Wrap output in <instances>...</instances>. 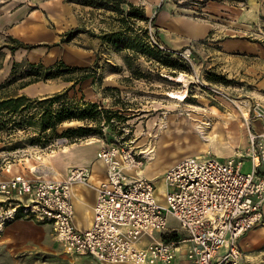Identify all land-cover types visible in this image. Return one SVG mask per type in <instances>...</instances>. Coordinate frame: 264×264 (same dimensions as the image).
<instances>
[{"label": "rangeland", "instance_id": "obj_1", "mask_svg": "<svg viewBox=\"0 0 264 264\" xmlns=\"http://www.w3.org/2000/svg\"><path fill=\"white\" fill-rule=\"evenodd\" d=\"M129 1L144 7L150 17L148 22H131L130 35L144 36L146 43L151 42V35L159 40V28L162 19L169 12L167 9L195 20L208 19L207 23L214 27L215 36L211 34L203 43H194L195 67L178 72L177 76L163 69L158 58L135 55L131 50L115 51L113 47L101 44L96 54L100 64L104 65L100 72L104 77L103 84L119 80L124 87L119 88V91L105 92L111 99L112 106H108V102L106 105L109 108L104 104L100 105L116 111L122 109V104L116 105L117 101L122 100L128 109H122L123 118L114 117L109 124L102 122L99 126L89 121L90 127L101 129V134H93L74 143L61 141L43 148L37 144L39 142L32 144L33 139L39 136L36 126L22 128L9 120L11 118L4 120L5 118L0 117L1 121H6L0 123V170L3 171V177L8 178L20 171L31 178H61L53 159L66 148L73 144H100L103 147L122 140L128 142L134 152L145 157L142 168L150 166L151 162L154 164L158 171L157 177L147 174L144 176L155 179L157 197L160 202L162 200L165 203V193L159 184L164 181L165 171L171 165L185 157L208 153L221 159L248 153L251 147L249 126L255 132H262V123L253 114L249 123L244 116L256 103L264 106V0ZM17 11L18 14L15 15ZM23 20L34 24L27 31V41L37 47L11 50V47L16 46L12 32L23 26ZM121 26L113 11L70 3L67 0H0V81L2 83L11 78L15 64H19L18 71L21 75L28 62L42 61L47 64L49 53L66 46L73 50L86 47L91 35L113 33L121 30ZM77 28L84 29L83 34L87 37L79 34L72 41L65 42L68 39L67 33ZM239 41L247 43L248 48L239 44ZM236 42L238 45H235ZM128 54L135 55L134 70L144 73V78L135 77L133 70L125 64L124 56ZM61 58L71 63L66 55ZM211 74L222 77L223 81H210L208 77ZM181 75L184 76L186 85L171 80V77ZM22 83L19 81L0 90V99L19 94ZM53 83L50 84L52 86L49 91L61 92L66 87L63 80ZM184 90L188 91L186 101H179L173 96L175 92ZM98 93V90H93L86 83L72 95L75 100L80 101L83 95L96 98ZM67 124L62 125L59 130L85 125L83 122L72 126ZM208 138L213 139L206 141ZM91 142L93 143L90 144ZM92 146L86 150L91 151ZM151 157L154 159L150 160ZM29 161L34 169L29 167ZM250 171L252 163L247 160L243 172L247 174ZM258 172L264 176V163L258 168ZM176 225L178 224L173 223L171 227H177ZM259 228L264 235V223ZM249 233L251 231L240 239L246 264H264V246L249 248L242 241ZM2 236L3 233L0 239ZM51 238L54 241L41 239L38 244L20 242L16 247H4L0 242V264H101L92 257L66 252L55 234ZM255 238L253 243L258 241Z\"/></svg>", "mask_w": 264, "mask_h": 264}, {"label": "built area", "instance_id": "obj_2", "mask_svg": "<svg viewBox=\"0 0 264 264\" xmlns=\"http://www.w3.org/2000/svg\"><path fill=\"white\" fill-rule=\"evenodd\" d=\"M151 44L188 68L195 67L192 47L173 50L153 35ZM252 114L262 123V132L249 126L248 153L226 159L211 153L183 158L165 171V203L157 197L155 179L139 174L145 157L122 140L98 152L107 177L96 184L90 168H73L62 179L31 178L24 172L5 178L0 170V236L19 217H26L51 224L66 252L101 264H173L180 253L191 264H246L240 239L264 223V176L258 172L264 163V106L250 107L244 116L248 123ZM61 141L69 143L60 139L56 144ZM247 160L252 171L246 174ZM76 185L97 193L87 229L75 222ZM171 219L180 230H170ZM156 233L166 238L155 239Z\"/></svg>", "mask_w": 264, "mask_h": 264}, {"label": "trees", "instance_id": "obj_3", "mask_svg": "<svg viewBox=\"0 0 264 264\" xmlns=\"http://www.w3.org/2000/svg\"><path fill=\"white\" fill-rule=\"evenodd\" d=\"M70 3H76L83 6H90L113 11L117 14L121 23V30L113 33H102L93 35L100 38L101 42L110 46L115 51L131 50L135 55H150L161 61L163 69H167L173 76L178 72L188 71L189 68L172 57L171 54L162 52L153 46L150 41L145 42V37L141 35L132 36L131 22L133 21H150L144 7L137 6L129 0H67ZM153 23L154 21L151 20ZM85 32L84 29L77 28L67 33V40L72 41L77 35ZM17 45L11 47V50L19 48L34 49L37 46L25 44L17 39L12 38ZM63 41V42H64ZM135 55H125V64L133 70L137 78H144V73L134 70ZM19 64L13 66L12 76L6 83L0 86V90L11 87L16 82H23L20 89L39 82H49L54 80H63L72 85L50 96L32 98L27 95H12L0 99V117L4 120H12L16 126L26 127L28 125L36 126L39 136L35 137L32 144H39L43 148L55 145L60 139H67L69 143H74L91 136L101 134V129H93L88 124L89 121L95 122L98 126L102 122L109 124L114 117L123 118V110H128L122 100L117 101L122 104V109H106L97 102L87 101L83 95L80 101L75 100L73 92L80 91L85 82L91 81L93 85L102 86L104 77L100 73L101 67L99 61L91 67H71L64 61L60 60L53 65L46 66L43 63L28 62L21 75L18 71ZM208 79L212 82H222L223 78L211 74ZM104 91H119V88L106 87ZM124 105V106H123ZM6 121H1L3 123ZM83 122L85 125L79 127H69L62 131L59 128L67 123ZM36 141V143H35ZM16 148V147H15ZM166 238V236H164Z\"/></svg>", "mask_w": 264, "mask_h": 264}, {"label": "crops", "instance_id": "obj_4", "mask_svg": "<svg viewBox=\"0 0 264 264\" xmlns=\"http://www.w3.org/2000/svg\"><path fill=\"white\" fill-rule=\"evenodd\" d=\"M167 10L169 12L164 17V19H162V22L159 28V35H158L160 42L165 44L167 47L173 50H179V49H183L186 47H192L194 49V46H195L194 43H198V44L203 43L205 40H207L210 37L211 34L212 36H215L213 34L214 27L213 25L207 23L208 19L195 20L193 18L184 16L182 14H178V13L174 14L172 13L171 9H167ZM16 14H18V11L15 12V15ZM24 21L25 20H23L22 24L20 23L23 26L16 28L12 32V35L14 36L13 37L14 39L19 38L17 40L25 44H29L27 41V38H29V33L27 31L34 24L32 22L28 23ZM80 35L86 36V34H83V33H81ZM91 42H93L92 43L93 45L91 44ZM15 43L17 45V42ZM238 43L244 44L247 47V43H243L242 41H239ZM87 44L88 45L86 47L78 48L75 50H73L72 47L70 46H66V48H60L59 50L53 52L52 54L51 53L48 54L47 64L42 61H39L37 63H43L46 66H50L56 63L57 61L62 60L68 66H71V67H83V68L91 67L95 64V62L98 59V56L96 53L98 52L99 46L101 44L104 46L106 45L101 42L100 38H97L92 35L88 39ZM235 45H238L237 42L235 43ZM21 49L25 50L24 48H21ZM26 50H29V49H26ZM55 54L57 55L55 56ZM62 55L64 56L66 55L67 58L71 60V63H67L65 60H63L61 58ZM99 66H101L100 71L102 72L104 65L100 64V61H99ZM56 81H59V80H54V81H49V82H39V83L29 85L28 87L21 89L19 94L20 95L24 94L32 98L53 95L57 92H52V91H49L48 89H50L51 88L50 86H52L50 84ZM4 82H6V80ZM4 82L1 83L0 81V86ZM86 83H89L93 90H96V91L98 90L99 92L98 97L96 98H92L89 95H85L86 100L90 102H97L99 104H104V106H107L106 102L109 103L108 106L113 105L111 99L105 94L104 89L106 87L121 88L124 85L123 82L119 80L115 82H111V83H104L102 86L93 85L91 81H88V82H85L82 85V87ZM65 85H66L65 89H67L72 84L66 83ZM124 96L125 95H123L122 97L124 98ZM108 106L107 108H109ZM115 107L118 108V106H115ZM89 146H92V145H87V144L85 145L75 144L74 145L73 144L68 148V151L60 153L59 155L54 157L53 159L54 165L58 173L62 176L61 178H66L71 169L82 167V168L91 169L92 171L91 181L94 184L99 183L106 179L107 177L106 167L102 163V161L98 159V152L100 151L102 145L94 144L92 146L93 149L91 151L86 150V148H88ZM1 200H3L2 197H0V201ZM96 200H97V193L95 192V190L88 188L87 186H84V185H76L75 187H73V201L76 207L75 222L80 229H87L90 227L93 221L94 207L96 204ZM161 203H162V200H161ZM173 223L178 224V222H176L174 219H171L170 224H169L170 230H180L179 224L176 225L177 227L172 228L171 224ZM260 226L251 230V233H249L245 238L242 239V241L249 248L250 247L252 248L258 245L264 246V235L261 229L259 228ZM53 234H55V232L51 224L49 223L41 224L35 220H28L26 219V217H19L16 221H14L9 226H7V228L3 232L4 236L1 237L0 242L3 244L4 247H8V246L16 247L20 245V242L22 243L34 242L38 244L41 239L54 241V239L51 238ZM164 236L165 235H162L161 233H156L155 239H161V237H164ZM181 236L183 238H186V233L181 231ZM253 238L257 239L258 241H255L253 243ZM249 241H251L250 244H249ZM150 242H152V239L149 238L147 240V244H149ZM173 264H191V263L183 256L182 253H180L178 258Z\"/></svg>", "mask_w": 264, "mask_h": 264}, {"label": "bare ground", "instance_id": "obj_5", "mask_svg": "<svg viewBox=\"0 0 264 264\" xmlns=\"http://www.w3.org/2000/svg\"><path fill=\"white\" fill-rule=\"evenodd\" d=\"M28 36V35H27ZM172 78V79H171ZM170 79L171 80H173V81H175V82H178V83H184L185 81H184V76H179V77H171ZM185 84V83H184ZM186 85V84H185ZM188 91H186V90H184V91H178V92H175L174 94H173V96L175 97V98H177L179 101H182V102H184V101H186L187 99H188ZM246 116H247V114H246ZM76 123H80V122H71V123H68L67 125H69V126H72V125H74V124H76ZM213 138H208V140L207 139H205L206 141H209V140H212ZM205 141V142H206ZM93 142H91L90 144H92ZM212 143V142H211ZM207 145V144H206ZM66 151H68V148H66L65 150H64V152H66ZM153 152V151H152ZM53 156H55V155H53ZM150 160L151 159H154V158H149ZM20 165V164H19ZM172 166V165H171ZM170 166V167H171ZM14 167V166H13ZM29 167L30 168H35L33 165H32V163L29 161ZM15 169L17 170L18 168L17 167H15ZM20 169V168H19ZM28 169V168H27ZM57 174V173H56ZM139 174L140 175H144V174H147V175H149V176H151V177H157V175H158V171H156V168L154 167V164H152V162H151V165L150 166H147V167H145V168H142V169H140V172H139ZM62 177V176H61ZM93 180V179H92ZM96 183V182H95ZM159 187L161 188V189H163L164 191V193L167 191V186H166V183H165V180L161 183V184H159ZM88 222V221H87Z\"/></svg>", "mask_w": 264, "mask_h": 264}]
</instances>
